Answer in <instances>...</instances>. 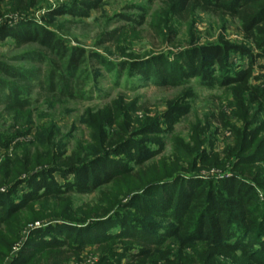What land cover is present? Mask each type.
Listing matches in <instances>:
<instances>
[{
    "label": "trees",
    "instance_id": "trees-1",
    "mask_svg": "<svg viewBox=\"0 0 264 264\" xmlns=\"http://www.w3.org/2000/svg\"><path fill=\"white\" fill-rule=\"evenodd\" d=\"M102 1L80 0L68 13L86 18ZM160 3L149 23L159 38L169 26L188 24L202 13L215 18L221 28L236 22L251 47L222 34L212 42L190 43L168 54L137 57L123 48L124 59L113 62L68 45L46 26L24 21L11 27L5 21L8 17L0 16V38H10L19 46L36 43L59 64L49 62V70L39 80L36 70H17L0 62V104L12 120L0 130L4 152L0 186L8 190L0 192V264L31 225L11 264H91V255L97 256L92 264H264V77L258 78L259 85L252 83L257 60L264 58V0ZM37 4V0H10L8 12L26 16ZM62 10L49 14L60 15ZM145 14L138 16L137 25L143 24ZM119 16L129 24L105 33L104 40L119 48L129 36L130 48L139 37L132 26L136 21L130 15ZM233 55L236 62L231 61ZM89 60L115 70L116 78L126 72L128 78L184 89L154 113L137 99L123 96L85 109L77 121L88 129V139L70 148L56 121L60 111L53 97L82 96L86 72L79 70ZM191 79L204 88L220 89L226 106L221 103L205 123L197 121L177 154L183 152L193 170L197 162L210 168L213 162L206 153L212 146L207 141L210 130L215 126L230 130L233 119L240 121L241 128L234 129L235 142L216 163L227 175L217 179L167 174L153 182L145 174L137 181V191H129L126 198V193L107 191L91 211L73 207L72 194L101 193L158 156L163 146L156 136L172 132L190 111L195 96L188 86ZM33 80L51 95L44 98V108L30 107ZM75 129L73 124L71 130Z\"/></svg>",
    "mask_w": 264,
    "mask_h": 264
},
{
    "label": "rangeland",
    "instance_id": "rangeland-1",
    "mask_svg": "<svg viewBox=\"0 0 264 264\" xmlns=\"http://www.w3.org/2000/svg\"><path fill=\"white\" fill-rule=\"evenodd\" d=\"M26 1V0H23ZM38 4L30 12H27L26 16H18L17 14H10L9 5L10 0H0V16L8 17L7 24L11 27L20 25V23L32 22L39 25H43L52 30L58 37L62 38L68 45L72 47H79L84 49L87 53H98L104 58L117 62L124 59L121 54V50L125 49V53H133L137 57H142L150 53H166L172 52V50L180 49L182 46H188L190 43L195 45L208 43L214 41L218 35H225L227 39L240 45L251 47V44L247 42L240 32L238 24L234 21H229L225 28H221L218 21L206 14L198 13L194 21L185 24L178 23L177 25L169 26L166 30L163 38H159L154 30L149 26L151 18L154 13L160 11L161 0H104L99 5V8L92 10L88 17H75L68 13L69 7L79 2L80 0H37ZM143 7V9H139ZM63 9V10H62ZM62 10L60 15H50L52 11ZM146 13V14H145ZM8 14V16H6ZM10 14V15H9ZM145 14L144 22L142 25H137L139 15ZM119 15H130L131 19H134L132 26H135L139 37L134 39L133 45L129 48V39L119 43V48L114 46L113 41H105V33L115 29L121 25H128L129 23L121 19ZM28 19V20H27ZM1 22V21H0ZM3 22L0 23V26ZM105 41V42H104ZM117 47V48H116ZM253 51L255 49L253 48ZM172 59V55L169 56ZM146 59V58H144ZM237 57L233 55L231 57L232 62H236ZM55 65H59L54 56L49 54L41 46L36 43H29L19 46L14 40L10 38H0V62L4 63L17 70H36L39 76V80L47 73L50 68L49 62ZM244 63V61H243ZM85 71L86 78L84 79V86L81 89V97L67 98V97H53L55 100V109H59L60 113L56 116V121L60 124L61 130L66 136L65 142L71 148L75 146L79 141L88 139V129L84 124L77 121L78 115H80L85 109L98 108L103 105H107L111 100L117 99L119 96H123L125 100L137 99L138 102L147 110L152 113L163 110L165 102L172 99L184 87L178 88H165L160 87L150 82H143L136 77H127V73H123L120 78H116L115 70L108 68L107 66L100 65L94 60L87 61V64L80 70ZM127 71V70H126ZM252 83L259 85L261 83V77H264V58H259L256 63L255 74L253 75ZM257 78V79H256ZM9 81H15L22 84L15 78H8ZM33 80L31 82L30 92V107L41 108L46 101L44 98H51L47 92L45 86L40 87V82ZM195 96L190 100V111L180 119V122L174 127L172 132L163 133L161 136H156L162 142L163 150L153 158L152 161L147 162L146 168L135 169L130 175L124 179H120L115 183L114 187L103 190L100 192H94L91 194H72L71 202L73 207L82 211H91L93 207L99 205L102 194L109 191L111 194H125V198L130 193H134L137 186V181L144 177L145 174L150 175V179L153 182L162 179L163 176L169 175L173 177L195 176H225L228 171L224 170V167L216 165L225 157V151L228 146H231L235 142L234 129L241 128L240 121L233 119V127L230 130L227 128H221L215 121L207 141L212 143L211 149L207 150V154L210 157L209 168L203 166L200 162L196 163V169L193 170L189 161L182 152V143H188L191 127L201 121L205 123L207 117L211 113H217L220 110V105L225 104L226 97L223 95L220 89H207L202 87L197 79H191L189 85ZM63 102V103H62ZM44 108V107H43ZM63 109H70V113H65ZM226 111V110H225ZM227 112V111H226ZM36 114V113H35ZM34 114V115H35ZM228 114V113H226ZM10 112L4 106L0 104V130H6L11 124ZM39 121H42L39 120ZM235 121V122H234ZM73 124L76 126L74 131L71 130ZM231 126V127H232ZM155 138V139H156ZM189 147L193 148V143H189ZM4 152L0 150V162ZM145 169H147L145 171ZM200 169V170H199ZM198 171H200L198 173ZM172 177V178H173ZM170 178V179H172ZM59 182L63 180L57 177ZM141 180V179H140ZM25 184L21 188H25ZM20 188V190H21ZM6 187L0 186V192H7ZM124 198V199H125ZM126 200V199H125ZM65 203L68 202H63ZM51 204V203H48ZM54 204V203H52ZM55 220V218H50ZM46 221V220H45ZM38 224V225H36ZM34 226H40L42 223H36ZM32 226V225H31ZM29 226L24 233V239L13 246L4 262L1 264H11V261L17 255L21 245L27 236V232L32 228ZM2 252V250H0ZM86 252H89L86 251ZM89 255V254H88ZM94 257V258H93ZM97 260V256H89L88 261L94 263Z\"/></svg>",
    "mask_w": 264,
    "mask_h": 264
},
{
    "label": "built area",
    "instance_id": "built-area-1",
    "mask_svg": "<svg viewBox=\"0 0 264 264\" xmlns=\"http://www.w3.org/2000/svg\"><path fill=\"white\" fill-rule=\"evenodd\" d=\"M36 225H38V224H36ZM88 264H90V263H88Z\"/></svg>",
    "mask_w": 264,
    "mask_h": 264
}]
</instances>
